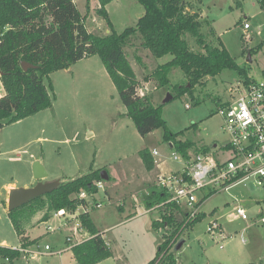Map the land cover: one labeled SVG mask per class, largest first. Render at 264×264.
I'll use <instances>...</instances> for the list:
<instances>
[{
    "label": "rangeland",
    "instance_id": "obj_1",
    "mask_svg": "<svg viewBox=\"0 0 264 264\" xmlns=\"http://www.w3.org/2000/svg\"><path fill=\"white\" fill-rule=\"evenodd\" d=\"M73 2L85 17L84 25L90 33L97 36L109 33L106 21L97 14V0ZM186 2V11L196 13L202 23L205 43L215 46L221 42L235 63L246 70L247 76L258 80L264 69L261 48L264 41L263 0ZM105 9L117 34L135 27L144 14L136 0H114ZM244 24L249 25L246 31ZM183 38L191 50L203 52L194 37L186 34ZM124 53L138 82V91L151 97L156 90L152 95L153 104H163L162 118L172 133L183 132L180 140L209 149L227 145L229 137L222 129L223 119L218 109L231 100L230 90L242 80L236 72L224 70L213 78L203 79L194 87L192 95L163 103L168 94L172 95L174 85L187 82V78L174 69L169 74V84L156 89L150 75L172 57H154L142 48L138 34L132 36ZM44 83L52 86L51 107L0 129V243H6L8 248L21 243L7 215V187L30 188L31 183L34 186L36 181L31 166L39 161L48 174L45 182L61 184L97 170L105 171L109 179L103 181L104 189L98 190L88 201L87 208L89 218L100 233L109 228L106 236L114 257L103 264H148L165 231L160 224L157 229L152 227L154 221L161 220V210L150 211L144 207V198L155 190L154 182L160 171L157 168L147 171L138 152L155 149L164 161L162 172L177 171L182 167L171 159V150L162 139V129L145 137L137 133L98 56L84 58L68 69L56 71ZM191 124H195L196 129H188ZM229 154L225 150V158ZM207 195V190L198 193L199 197ZM263 200L264 192L252 181L209 195L198 208L203 218L181 234L176 241H183L179 250L175 249V244L170 249L175 264H264V231L253 223ZM101 201L104 202L102 207L94 208V204ZM237 206L245 210L248 221L235 215ZM186 213L185 209H180L177 221L180 222ZM43 214L40 212L31 220V229H35L29 236L37 239L32 242L23 239L22 244H37L39 250L45 245L52 251L62 249L66 231H47V226L56 228L60 224L54 213L44 226L39 227ZM126 218L130 220L125 221ZM212 222L220 225L226 237L222 242L207 232ZM24 260L0 258V264H76L70 251Z\"/></svg>",
    "mask_w": 264,
    "mask_h": 264
},
{
    "label": "trees",
    "instance_id": "obj_2",
    "mask_svg": "<svg viewBox=\"0 0 264 264\" xmlns=\"http://www.w3.org/2000/svg\"><path fill=\"white\" fill-rule=\"evenodd\" d=\"M112 1L97 0V14L109 27L107 35L97 36L86 29L85 17L73 0H0V81L4 90L0 97V129L51 107L52 86L44 83L50 74L68 69L84 58L98 56L126 109V116L141 137L162 129L163 141L183 158L190 153L209 151V148L195 142L180 140L183 132L172 133L162 118L163 104L154 106L147 94L139 95L138 82L124 47L132 36L138 34L142 48L154 57H172L150 75L156 89L169 84V74L174 69L187 78L185 84L173 86L172 99L192 95L194 87L203 79L213 78L224 70L236 72L245 84L252 83V79L235 63L221 42L215 46L205 43L202 23L196 13L186 11V0H136L143 7L144 14L135 27L126 28L121 34L114 32L105 9ZM186 34L194 37L203 52L190 49L183 38ZM21 62L31 65V68L24 72ZM188 129H196V125L191 124ZM138 156L144 168L151 171L154 164L149 151L140 150ZM98 181L101 179L97 170L61 183L54 191L8 212L17 235H22L31 226L32 218L40 212H44L41 221L45 222L50 219V214L61 209L75 210L83 201L71 196H78L81 192L96 194L94 183ZM213 193L208 190L207 197ZM207 197L200 200L198 207ZM165 202L166 196L154 190L144 198L146 210L154 207L161 210V220L154 221L152 227L157 229L160 224L165 230L163 240L148 264H175L170 249L174 244L176 246L185 230L203 218L201 213L192 218L185 214L178 222L176 216L180 214V208ZM80 221L91 238L71 248L76 264H99L111 258L112 251L88 214L80 215ZM19 257L17 251L0 247V258L13 261Z\"/></svg>",
    "mask_w": 264,
    "mask_h": 264
},
{
    "label": "built area",
    "instance_id": "obj_3",
    "mask_svg": "<svg viewBox=\"0 0 264 264\" xmlns=\"http://www.w3.org/2000/svg\"><path fill=\"white\" fill-rule=\"evenodd\" d=\"M243 29L248 30L249 25L244 24ZM261 48L264 52V41ZM252 81L249 84H245L243 80L237 82V86L230 90L231 100L218 109V114L223 119L222 129L229 137L226 146L204 153H190L187 158L171 150V159L182 167L170 172H162L164 161L155 149L150 151L153 164L160 170L154 182L155 190L166 196V204L185 209L190 218L199 213L198 203L203 196L199 197L198 193L203 190L228 191L240 183L252 181L256 188L264 192V69L260 78ZM138 93L140 96L144 95L142 92ZM185 108L188 109L189 106L185 105ZM225 150L230 152L228 158H225ZM94 186L97 192L104 189L102 180L95 182ZM95 195L81 192L77 199L83 202L75 210L61 209L54 213L60 224L56 228L47 226L46 229L50 233L66 231L64 249L52 251L45 245L43 250H39L36 244L19 247L14 251L31 259L56 256L89 240L91 237L83 227L80 215L88 214V201ZM103 203L96 202L94 208H101ZM234 211L238 218L248 221L243 208L237 206ZM253 223L264 231V202ZM207 232L220 242L226 238L216 222L210 223Z\"/></svg>",
    "mask_w": 264,
    "mask_h": 264
},
{
    "label": "water",
    "instance_id": "obj_4",
    "mask_svg": "<svg viewBox=\"0 0 264 264\" xmlns=\"http://www.w3.org/2000/svg\"><path fill=\"white\" fill-rule=\"evenodd\" d=\"M21 68L24 72L28 71L31 68V65L21 62ZM172 100V95L168 94L163 103H167ZM31 171L33 179L36 181V184L30 188H15L11 189L8 193L7 201V211L11 212L27 203L33 201L34 199L44 196L52 191H54L60 183L58 181L54 182H45L48 174L45 171L44 167L39 161L33 162L31 166ZM100 179L102 181H107L109 179L108 174L105 171L100 172ZM183 241H179L175 249L179 250Z\"/></svg>",
    "mask_w": 264,
    "mask_h": 264
},
{
    "label": "crops",
    "instance_id": "obj_5",
    "mask_svg": "<svg viewBox=\"0 0 264 264\" xmlns=\"http://www.w3.org/2000/svg\"><path fill=\"white\" fill-rule=\"evenodd\" d=\"M156 91V90H155ZM154 91V92H155ZM153 92V93H154ZM153 93H152V95H153ZM4 95V90H3V87H2V85H1V83H0V97H2ZM152 95H151V97H150V99H151V102H152V104H153V101H152ZM154 105V104H153ZM171 150V149H170ZM149 151V150H148ZM152 151V150H151ZM149 153H150V151H149ZM160 156V155H159ZM161 157V156H160ZM140 159V158H139ZM155 169H156V167L154 166L153 167V169H152V171L154 170L155 171ZM159 170V169H158ZM162 170H163V167H162ZM160 171V170H159ZM45 181V180H44ZM32 183L29 185L30 187H32ZM25 188L27 187V186H24ZM12 188H16L15 186H8L7 187V190H8V193H9V191L12 189ZM154 188V187H153ZM152 190H154V189H152ZM155 191V190H154ZM147 195V194H146ZM7 201H8V198H7ZM260 206H262V204H260ZM145 207V206H144ZM119 210H122V209H119ZM148 210H150V211H155V210H158V208H152V209H148ZM159 211V210H158ZM7 214H8V212H7ZM39 214V213H38ZM37 214V215H38ZM36 215V216H37ZM132 215V214H131ZM130 214H129V216H131ZM160 215V214H159ZM35 216V217H36ZM88 217H89V215H88ZM133 217H135V216H132V218ZM34 218V217H33ZM32 218V219H33ZM131 218V217H130ZM51 219V218H50ZM91 220V219H90ZM126 220H130V219H128V218H126L125 219V221ZM46 222H48V221H45V222H43V221H40L39 222V227H42V226H44V224L46 223ZM91 222H92V220H91ZM123 221H121V222H119V223H122ZM93 223V222H92ZM93 225H94V227L96 228V230L100 233V231H99V229H97V227L95 226V224L93 223ZM112 228V227H111ZM35 228H32L31 229V226L22 234V235H20L19 236V238H20V240H21V243H20V245L19 246H17V247H9V249H12V250H14V249H16V248H19V247H30V246H32L33 245V243H26V244H22V240L23 239H27L26 240V242H32L34 239H37V238H33V239H31L30 238V233L34 230ZM109 228L108 229H106V230H104L105 232H102V233H100L101 235H102V237H103V239H104V241H105V243H106V245L110 248V250L112 251V249H111V246H110V240L108 239V237L106 236V234H108L109 233ZM0 247H5V248H8V246H7V244L6 243H4V242H1L0 243ZM66 247V244L64 245V247L62 248V249H64ZM59 250H61V249H59ZM59 250H57V251H59ZM66 251H70L71 252V249L70 250H66ZM113 257H114V255H113V253H112V257L111 258H109V259H107V260H105V261H102V262H100L99 264H103L104 262H106V261H111V260H113ZM25 258H29V257H25V256H23L22 254H20V257L19 258H17V259H20V260H24ZM73 257H72V253H71V259H72ZM17 259H15L14 261H16ZM24 261H26V262H28L29 260H24ZM113 262V261H112Z\"/></svg>",
    "mask_w": 264,
    "mask_h": 264
}]
</instances>
